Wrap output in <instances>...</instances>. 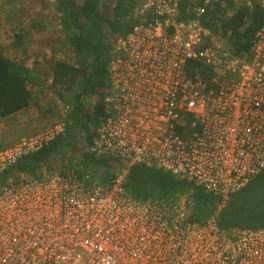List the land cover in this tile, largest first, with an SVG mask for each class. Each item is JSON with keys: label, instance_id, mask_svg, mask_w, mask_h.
<instances>
[{"label": "built area", "instance_id": "built-area-1", "mask_svg": "<svg viewBox=\"0 0 264 264\" xmlns=\"http://www.w3.org/2000/svg\"><path fill=\"white\" fill-rule=\"evenodd\" d=\"M179 2L140 0L139 22L115 43L106 115L87 149L121 159L114 175L44 168L0 186V264H264V227L230 235L217 212L190 220L187 195L141 200L124 186L143 163L202 186L221 208L264 167V24L252 51L235 54L206 44L211 0L182 20ZM190 59L216 70L215 87L187 73ZM63 131L55 123L0 148V175Z\"/></svg>", "mask_w": 264, "mask_h": 264}, {"label": "trees", "instance_id": "trees-1", "mask_svg": "<svg viewBox=\"0 0 264 264\" xmlns=\"http://www.w3.org/2000/svg\"><path fill=\"white\" fill-rule=\"evenodd\" d=\"M54 1L50 25L57 26L53 33L62 40L46 59L43 72L9 58L0 48V118L35 106L46 125L60 122L64 124V131L5 170L0 175V186L9 177L38 176L44 168L83 169L107 180L121 162V159L96 156L87 149L106 115L103 100L110 86L109 62L115 43L127 36L139 22L136 5L140 0ZM204 2L180 0L177 18H195L192 8ZM204 16L210 30L206 44L217 38L235 54L252 51L256 34L264 24V8L256 0L252 5L234 0H211ZM186 70L191 76H200L215 87L211 79L217 72L212 66L199 59H190ZM49 95L52 100L48 99ZM85 96L88 98L86 102ZM84 119L92 125L89 129L82 124ZM74 128L83 130L88 147H75ZM1 145L3 148L7 144ZM71 152L79 159L76 165L57 161V157ZM124 186L141 200H176L179 194L187 195L190 220L204 222L217 212L219 226L228 232L264 227V167L232 193L221 208L218 207L219 198L202 186L143 163L130 167Z\"/></svg>", "mask_w": 264, "mask_h": 264}, {"label": "rangeland", "instance_id": "rangeland-1", "mask_svg": "<svg viewBox=\"0 0 264 264\" xmlns=\"http://www.w3.org/2000/svg\"><path fill=\"white\" fill-rule=\"evenodd\" d=\"M34 2H39V5L40 2H43L45 3V6H48L47 17L49 21V17L51 16V13L53 11V6H55L54 0H0V48L3 50L5 55L9 56V54H15L14 46L10 44L11 41H13L12 37H14V34H16L15 30L18 31L20 25H22V27L24 26L23 24L26 18L24 16L25 12H27L26 9L28 7V4ZM39 12L40 11L36 12L37 17H39ZM20 29L22 28L20 27ZM46 30L48 33L54 34L50 25H46ZM50 51H54V47ZM48 99L52 100V95H49ZM87 99L88 98L85 96V102L87 101ZM85 120L86 119L82 120V124L88 126L89 129V127H91L92 125L87 123ZM46 124L47 123L42 118L40 110L36 109L35 106L15 113L9 117L0 118V144H2L1 146H4L5 144L9 145L20 139L22 136H26L49 126ZM79 127L82 128V125H80ZM82 133H84L83 130L81 132L79 128L75 129L73 132V140L76 141V148L88 147L87 136ZM72 152H74V150ZM72 152L64 157H57V161L72 166L76 165L79 162V159L75 155L76 153ZM228 233L230 235H233L235 234V231L231 230Z\"/></svg>", "mask_w": 264, "mask_h": 264}, {"label": "crops", "instance_id": "crops-1", "mask_svg": "<svg viewBox=\"0 0 264 264\" xmlns=\"http://www.w3.org/2000/svg\"><path fill=\"white\" fill-rule=\"evenodd\" d=\"M26 10L24 28L19 24L22 29L19 27L18 31L15 30L16 34H14L13 41L10 43L14 46L15 54H9L8 57L24 62L28 67L34 68L38 72H43L46 59L56 51V44L62 39L55 34L48 33L46 30V25H50V17L48 21V6H45V3L40 2V5L39 2L30 3ZM38 11H40L38 13L39 17L36 15ZM50 27L54 30L53 32L56 31L57 26L55 24L50 25ZM53 47L54 51H50Z\"/></svg>", "mask_w": 264, "mask_h": 264}, {"label": "water", "instance_id": "water-1", "mask_svg": "<svg viewBox=\"0 0 264 264\" xmlns=\"http://www.w3.org/2000/svg\"><path fill=\"white\" fill-rule=\"evenodd\" d=\"M233 230H235V229H233Z\"/></svg>", "mask_w": 264, "mask_h": 264}]
</instances>
